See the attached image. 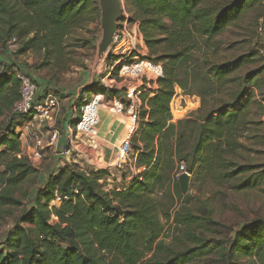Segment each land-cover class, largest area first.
<instances>
[{
  "label": "trees",
  "instance_id": "1",
  "mask_svg": "<svg viewBox=\"0 0 264 264\" xmlns=\"http://www.w3.org/2000/svg\"><path fill=\"white\" fill-rule=\"evenodd\" d=\"M256 4L264 7V0H124L131 22L140 24L149 58L164 67L157 86L152 82L141 92L139 127L131 138L135 165L144 170L128 186L107 187V171L60 166L8 234L0 264H264V219L219 230L214 226L222 224L209 215L177 212L181 236L167 243L155 198L170 158L187 160V171L205 181L228 183L251 173L234 186L239 191L264 179L258 164L230 158L242 149L253 151L247 142L259 139L264 124V68L241 74L257 53L223 62L194 57L199 38L211 47ZM101 11L100 0H0V43L16 38L20 46L13 55L43 51L54 67H63L66 39L97 25ZM5 61L0 59V68ZM12 63V70L7 62L0 71V117L18 115L12 106L20 95V67ZM201 80L206 88L197 115L173 122L178 86L187 89L190 81ZM106 93L112 99L118 90ZM17 126L0 132V208L21 205L14 190L37 171L22 155ZM57 197L61 202L54 205Z\"/></svg>",
  "mask_w": 264,
  "mask_h": 264
},
{
  "label": "rangeland",
  "instance_id": "2",
  "mask_svg": "<svg viewBox=\"0 0 264 264\" xmlns=\"http://www.w3.org/2000/svg\"><path fill=\"white\" fill-rule=\"evenodd\" d=\"M100 5L102 15L99 23L78 29L66 39V53L61 58L64 59L65 63L63 67H54L55 62L53 59L43 51H29L25 55L16 56L13 54L19 48L20 43H16V46H10L8 42L5 46H2L0 43V59L6 60L3 62L0 71H4L7 62L9 68L12 67V62H15L17 68L20 67L23 72L37 80V104L44 105L49 101V96L57 103L53 107L44 105L45 111L42 110L39 114L43 115L44 112H48L50 117H42L43 121L38 119V121H35L34 126L28 129L25 124L29 120L27 118H25L24 123L20 116L9 111L0 117V132L6 131L11 125L19 124L16 130L23 133L21 139L23 156L29 158L36 138L40 137L44 142L43 157L39 160L29 159L37 171L14 190V197L18 198L22 204L0 208V250L6 248L8 234L12 231L13 226L19 223L34 205L39 192L45 187L48 177L54 173V169H58V163L62 164L61 166L77 164L87 171H107L108 175L104 184L107 187L126 186L125 180L128 179L131 183L133 177L144 170L136 167L135 155H131L124 160V156L121 154V140L123 135L125 136L126 130L110 112L107 102L110 99L108 98L105 102L107 106L103 109L101 115L103 125L101 124L98 135L94 137L95 143L92 147H89V141L81 136L70 141L69 134L65 131V125H70L69 119L72 120L71 116L76 112V107L77 113H79L81 99H90L92 95L102 90L96 87L97 84L100 86L97 80L100 81V78L107 74L109 65L115 60V57L111 55L115 40L113 37L109 38L104 25L102 0H100ZM122 13L124 14V11L121 10ZM262 16L264 17V7L256 4L243 19L230 26L221 36L216 38L214 45L211 47L206 46L205 41L199 38L194 57L199 58V62L205 59L223 62L254 52L257 53L254 63L246 66L241 74L256 68H264V25ZM1 33L2 29L0 27V35ZM147 52L149 56L148 48ZM41 64L47 65L41 68ZM261 77L264 79V71ZM180 78L187 80L185 74H182ZM42 79L46 82L41 83ZM87 81L90 83L83 85ZM153 87L156 86L153 85ZM178 88L179 94L174 100V108L176 118H181L174 120L173 117V122L197 115L202 103L201 93L206 85L202 80L198 83H191L190 81L187 89H182L179 86ZM117 90L118 95L115 97H122L124 94L123 87L121 86ZM142 91H144L143 88ZM140 95L141 93L139 97ZM262 118L264 123V114ZM109 123L121 126L122 135L119 133L117 136L115 131H108L107 133L105 128L106 124ZM56 130L59 132V140L64 138L67 143L69 142L68 147L63 149V155L66 154L67 149H69V154L67 159L62 158V160L58 157L54 161L53 156L55 149H59V142L53 146H50L49 143L53 132ZM102 133H106L105 135L108 136L103 137ZM247 144L253 148V151L242 149L236 156L230 158L238 164H258L260 168L257 169V172L261 175L264 172V124L259 139L248 141ZM91 157L94 158L93 162ZM181 160L180 157L174 158L173 161L171 158L168 159L162 171L161 182L155 192V198L159 202L165 227L163 237L167 243L174 242L177 240V236H181L179 225L174 221L177 212L190 211L203 217L209 215L214 222L222 224L214 226L219 230H224L223 226L239 228L251 220L264 219V179L254 189L239 191L234 186L251 173L228 183L205 181L201 176L193 173L190 176L188 192L183 194L179 183V176L182 174L180 173V163L185 162L186 165L188 163L185 159L184 161ZM53 204L57 205L58 203L54 202ZM168 216L171 217L170 221H166ZM227 234L225 233L222 236ZM206 235L215 239L221 238V235H215L212 232H206Z\"/></svg>",
  "mask_w": 264,
  "mask_h": 264
},
{
  "label": "built area",
  "instance_id": "3",
  "mask_svg": "<svg viewBox=\"0 0 264 264\" xmlns=\"http://www.w3.org/2000/svg\"><path fill=\"white\" fill-rule=\"evenodd\" d=\"M122 11L124 14L120 15L116 22V30L113 34L115 40V46L112 51V56L115 60L109 65L108 72L105 76L100 78L98 91L90 97V99L83 98L80 102L79 113L76 112L72 115L73 123L68 126V134L70 141L80 136L86 138L93 146L95 143L94 137L98 135L100 125V113L107 106L105 91L119 89L123 87L124 94L122 97H114L108 102L109 110L113 115L124 116L123 123L126 126V134L124 141L121 144V154L126 160L131 155V138L139 127V108L141 100L139 94L142 88H151L153 84L157 83V80L164 75V67L160 62H155L148 56L147 48L145 45L143 34L140 30V24L138 22H131L130 12L126 9L122 3ZM10 46H16L17 40L8 42ZM17 77L19 79V98L14 102L12 111L19 116H22V121L25 123V118L29 119L26 124V128L33 127L35 121L42 120V117L49 118L50 115L44 112L45 106H56V101L50 98L49 101L43 104L36 103V96L38 91V83L36 79L23 72L21 68L17 69ZM157 86V84H156ZM104 90V92H103ZM179 94V88H177L176 94L171 102L172 115L175 119L174 100ZM79 104V102H78ZM19 125V124H18ZM18 127V126H17ZM19 132V131H17ZM22 139L23 133L19 132ZM59 132L56 130L53 132L50 146L56 145L59 142ZM44 142L43 139L38 137L34 140L33 148L29 154V159L39 160L43 157ZM180 173H188L187 165L185 162L180 163ZM56 203L61 202V197H57L54 201Z\"/></svg>",
  "mask_w": 264,
  "mask_h": 264
},
{
  "label": "water",
  "instance_id": "4",
  "mask_svg": "<svg viewBox=\"0 0 264 264\" xmlns=\"http://www.w3.org/2000/svg\"><path fill=\"white\" fill-rule=\"evenodd\" d=\"M123 0H102L104 8V25L109 38L113 37L116 30V22L121 14ZM180 189L183 194L188 192L190 175L183 173L179 176Z\"/></svg>",
  "mask_w": 264,
  "mask_h": 264
},
{
  "label": "crops",
  "instance_id": "5",
  "mask_svg": "<svg viewBox=\"0 0 264 264\" xmlns=\"http://www.w3.org/2000/svg\"><path fill=\"white\" fill-rule=\"evenodd\" d=\"M147 48V47H146ZM45 83L46 81L44 80L43 81V79H42V81H41V83ZM90 82L89 81H87L86 83H84L83 85H87V84H89ZM155 86H156V84H154ZM198 104V103H197ZM104 110H102L101 111V113H100V125H99V131H100V126H101V124H102V112H103ZM114 117L116 118V121H118L121 125H123V127H124V129L126 130V126L124 125V123H123V118H124V116H116V115H114ZM71 118H72V116H71ZM103 125V124H102ZM106 130V132L108 133V131L109 132H113V131H115L116 132V134H117V136L119 135V133H121V129H122V127L121 126H119V125H115L114 123H109V124H106V128H105ZM65 131H66V133L68 134V125L66 124L65 125ZM106 133H102V136L103 137H106V136H108V135H105ZM121 135H122V133H121ZM122 137V136H121ZM120 137V138H121ZM124 138H125V136L123 135V139L121 140V143L124 141ZM119 141H120V139H119ZM69 143V142H68ZM68 143H67V141H65V139L64 138H62V139H60L59 140V149L57 150V149H55V154H54V156H53V159H54V161L56 160V159H58V157L59 158H68V154H69V149H67V151H66V154H64L63 155V149L65 148V147H68ZM72 146H73V144H72ZM89 147H92V146H89ZM63 160V159H62ZM61 160V161H62ZM91 161L93 162L94 161V158L93 157H91ZM62 163V162H61ZM114 163V162H113ZM62 164H57V166H58V168L61 166ZM55 171H57V169H54ZM55 171H53V172H55ZM125 182V185L126 186H128L129 184H130V181H128V179H127V181L125 180L124 181Z\"/></svg>",
  "mask_w": 264,
  "mask_h": 264
}]
</instances>
